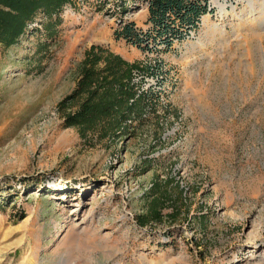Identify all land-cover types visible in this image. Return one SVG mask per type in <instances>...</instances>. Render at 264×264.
Wrapping results in <instances>:
<instances>
[{
  "label": "rangeland",
  "instance_id": "obj_1",
  "mask_svg": "<svg viewBox=\"0 0 264 264\" xmlns=\"http://www.w3.org/2000/svg\"><path fill=\"white\" fill-rule=\"evenodd\" d=\"M130 1L74 0L51 31L40 14L0 46V264H264V0H208L196 31L153 51L115 37L121 20L149 28ZM93 44L150 65L157 102L92 147L58 103ZM166 172L187 210L141 228L140 198Z\"/></svg>",
  "mask_w": 264,
  "mask_h": 264
},
{
  "label": "trees",
  "instance_id": "obj_2",
  "mask_svg": "<svg viewBox=\"0 0 264 264\" xmlns=\"http://www.w3.org/2000/svg\"><path fill=\"white\" fill-rule=\"evenodd\" d=\"M73 1L0 0L1 49L18 44L40 14L46 19L41 25L51 31L60 23L61 11ZM145 4L148 30L138 28L134 21L121 20L115 37L149 51L157 50L152 46L156 41L170 49L175 41L196 31L202 17L211 11L208 0H145ZM152 70L150 65L129 61L108 47L91 45L77 66L76 86L58 103L64 126L76 129L92 147L125 140L123 137L143 126L156 107V94L144 84ZM152 160L155 157L143 161ZM140 200L143 206L135 223L141 228L164 220L174 224L187 210L184 188L172 172L153 177ZM166 209L171 210L166 213Z\"/></svg>",
  "mask_w": 264,
  "mask_h": 264
},
{
  "label": "bare ground",
  "instance_id": "obj_3",
  "mask_svg": "<svg viewBox=\"0 0 264 264\" xmlns=\"http://www.w3.org/2000/svg\"><path fill=\"white\" fill-rule=\"evenodd\" d=\"M255 20H256V19H255ZM64 184H65V183H63V184H62V183H60L58 186H60V185H64ZM58 186H57V187H58ZM59 188H60V187H59Z\"/></svg>",
  "mask_w": 264,
  "mask_h": 264
}]
</instances>
